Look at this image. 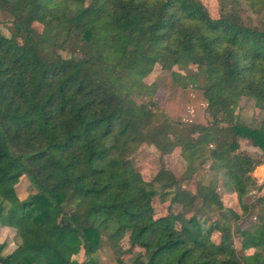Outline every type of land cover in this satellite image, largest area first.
<instances>
[{"label": "trees", "instance_id": "16d2710c", "mask_svg": "<svg viewBox=\"0 0 264 264\" xmlns=\"http://www.w3.org/2000/svg\"><path fill=\"white\" fill-rule=\"evenodd\" d=\"M216 4L213 19L200 0H0L13 24L8 38L0 33V227L17 242L6 256L0 244V264H96L103 236L139 249L131 264H264V215L236 230V250L227 226L185 217L197 192L203 206L220 204L213 189L192 195L164 170L144 182L130 166L144 144L178 147L187 161L206 145L240 203L254 185L248 174L264 165V18H244L264 15V0ZM68 44L80 58L58 55ZM156 63L202 75L213 125H154L134 104ZM240 97L263 113L257 126L235 120ZM238 139L261 159L236 153ZM23 181L30 192L19 198ZM167 196L180 211L155 217L153 202Z\"/></svg>", "mask_w": 264, "mask_h": 264}, {"label": "rangeland", "instance_id": "374dc122", "mask_svg": "<svg viewBox=\"0 0 264 264\" xmlns=\"http://www.w3.org/2000/svg\"><path fill=\"white\" fill-rule=\"evenodd\" d=\"M200 2L206 7L209 16L215 19L218 15L216 0H200ZM263 18L264 15L261 14L244 19L246 23L257 25ZM12 27V17L0 11V33L8 38ZM31 27L38 34L43 29L42 25L38 23H33ZM58 55L62 59H68L70 56L81 57L78 48L72 44H68L64 50L58 51ZM194 70L189 67H173L171 70H166L162 68L161 64L156 63L150 73L140 80L136 89L132 90L131 100L137 106H147V109L154 113V125L163 122L164 117L169 120L172 127L181 130L192 125H213L216 121L206 112V102L202 95L205 81L202 75L195 76L196 71ZM233 115L236 121L249 127L257 126L263 117V113L255 109L253 101L246 97H240L237 100ZM226 124L222 120L218 122L219 127H224ZM135 133L136 130L131 125L128 126L126 136L131 137ZM193 137L195 138L196 135ZM236 142L238 144L236 153L256 161L261 159V153L251 147L247 140L238 139ZM207 149L206 145L200 146L198 152L188 157L187 161V155L184 156L178 147L163 153L153 145L144 144L129 157L130 166L140 174L144 182H151L158 171L164 170L171 173L175 179H181V187L192 195H195L201 186L213 189L220 204L203 206L197 192L185 217L194 215L201 226L214 221L220 226H227L231 232L233 247L237 250L239 239L236 230L251 229L253 224L258 223L259 218L264 215V165L254 167L248 174L254 185L249 186L240 203L236 195L225 187L223 172L207 156ZM18 191L19 198L25 197L30 192L24 181L21 182ZM162 200L163 202L160 200L153 202L155 217L165 215L170 207L174 212L180 211L178 205L171 203L170 196ZM242 205L246 210L241 208ZM12 234V231L0 230V244H4L1 251L2 256L9 247L13 249L14 245L10 243ZM218 239L219 235L213 233L211 241L217 243ZM101 241L102 244L97 252L90 256L96 264H117L118 261L131 264L141 252L137 248L129 249L125 239L113 243L103 236ZM249 252L250 250L245 251L246 254Z\"/></svg>", "mask_w": 264, "mask_h": 264}, {"label": "crops", "instance_id": "0c3cea01", "mask_svg": "<svg viewBox=\"0 0 264 264\" xmlns=\"http://www.w3.org/2000/svg\"><path fill=\"white\" fill-rule=\"evenodd\" d=\"M0 230H2V231H12L13 232V234L11 235L12 237H11V239H10V243L11 244H13L14 246H13V249L11 248V247H9L8 249H6L4 252V254H3V256H6V255H8V254H10L14 249H15V247H16V244H17V242H16V240H15V238H14V236H15V231L13 230V229H10V228H6V227H1L0 228ZM2 256V255H1Z\"/></svg>", "mask_w": 264, "mask_h": 264}]
</instances>
